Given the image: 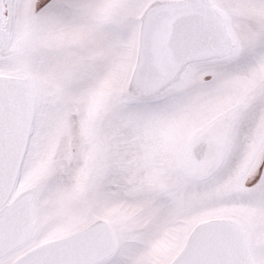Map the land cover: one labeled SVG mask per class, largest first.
Returning <instances> with one entry per match:
<instances>
[{
	"label": "snow or ice",
	"instance_id": "1",
	"mask_svg": "<svg viewBox=\"0 0 264 264\" xmlns=\"http://www.w3.org/2000/svg\"><path fill=\"white\" fill-rule=\"evenodd\" d=\"M0 264H264V0H0Z\"/></svg>",
	"mask_w": 264,
	"mask_h": 264
}]
</instances>
